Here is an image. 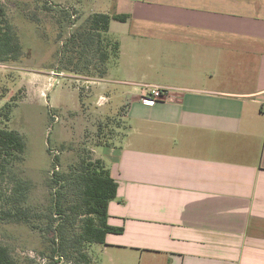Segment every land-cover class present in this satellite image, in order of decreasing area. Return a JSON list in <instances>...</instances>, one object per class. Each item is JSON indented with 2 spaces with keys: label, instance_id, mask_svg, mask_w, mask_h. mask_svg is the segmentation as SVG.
<instances>
[{
  "label": "crops",
  "instance_id": "1",
  "mask_svg": "<svg viewBox=\"0 0 264 264\" xmlns=\"http://www.w3.org/2000/svg\"><path fill=\"white\" fill-rule=\"evenodd\" d=\"M117 7L129 16L109 24L119 57L82 79L127 124L93 149L117 182L102 263L264 264V0ZM144 85L181 91L148 106Z\"/></svg>",
  "mask_w": 264,
  "mask_h": 264
},
{
  "label": "rangeland",
  "instance_id": "2",
  "mask_svg": "<svg viewBox=\"0 0 264 264\" xmlns=\"http://www.w3.org/2000/svg\"><path fill=\"white\" fill-rule=\"evenodd\" d=\"M45 1L50 9L44 8ZM0 3L17 28L23 46V54L17 61L0 62V107L16 96L17 104L6 125L21 133L26 142L24 160L0 176V209H8L13 186L26 182V205L38 225L34 229L0 213V243L9 247L19 264H48L51 260L70 264L68 260H76L72 256L51 259V248L56 245L52 241L55 231L43 228L44 217L32 216L42 213L59 190L60 183L52 180L55 171L69 173L70 166L81 156L96 159L93 149L99 123L109 119L113 143L119 142L127 124L122 117L123 108L106 111L110 91L83 82V75L60 70L63 75L55 76L52 71L57 70L61 41L74 27L69 20L79 24L91 11L116 13L118 0H0ZM59 9L73 14L68 22H63V29L56 22L62 17ZM114 87L111 104L117 108L122 101L117 97L121 86ZM55 155L59 156L57 166L53 164ZM85 253L89 259L80 264L106 262V256L95 243L88 244Z\"/></svg>",
  "mask_w": 264,
  "mask_h": 264
},
{
  "label": "trees",
  "instance_id": "3",
  "mask_svg": "<svg viewBox=\"0 0 264 264\" xmlns=\"http://www.w3.org/2000/svg\"><path fill=\"white\" fill-rule=\"evenodd\" d=\"M46 2V1H45ZM50 9V5H43ZM60 24L69 20L73 15L66 9H59ZM126 14L96 12L87 15L79 24L71 22V29L67 37L61 41L57 70H65L88 78H102L107 73L108 64L117 60L120 54V42L109 31L112 19L125 21ZM62 38V31L58 33ZM23 54V46L15 25L9 19L6 9L0 3V62L17 61ZM1 95V97H3ZM16 96L0 107V176L24 160L26 142L24 136L18 131L8 128L7 122L17 104ZM113 132L107 118L97 126L95 146L112 145L110 133ZM59 156L55 155L53 164L59 165ZM52 180L60 183L51 203L35 216L44 217L46 231H55L56 244L51 248V259L58 256L62 258L74 257L68 260L70 264H80L87 261L85 248L91 243L105 242L109 232L118 231L107 223V206L110 200L116 197L117 182L110 175L109 168L99 159L81 156L71 165L69 173H53ZM27 183L19 182L13 186L10 195L9 207L0 209L6 217H14L23 221L31 228H38L36 222L30 217V207L26 205ZM42 228V230H44ZM51 260L48 264H57ZM0 264H19L11 254L8 246L0 243Z\"/></svg>",
  "mask_w": 264,
  "mask_h": 264
},
{
  "label": "built area",
  "instance_id": "4",
  "mask_svg": "<svg viewBox=\"0 0 264 264\" xmlns=\"http://www.w3.org/2000/svg\"><path fill=\"white\" fill-rule=\"evenodd\" d=\"M52 74L55 76L63 75V72H59V70H56V72L52 71ZM174 91H181L180 89H175L172 87H162V86H156V85H144L143 86V93L141 94V101L148 106L154 105L157 102L160 101H168L172 98ZM103 97H100L101 100Z\"/></svg>",
  "mask_w": 264,
  "mask_h": 264
}]
</instances>
